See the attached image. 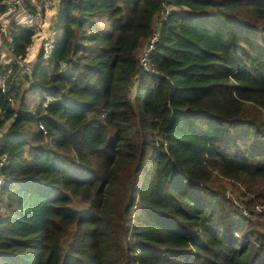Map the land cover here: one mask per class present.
Here are the masks:
<instances>
[{
	"label": "trees",
	"instance_id": "16d2710c",
	"mask_svg": "<svg viewBox=\"0 0 264 264\" xmlns=\"http://www.w3.org/2000/svg\"><path fill=\"white\" fill-rule=\"evenodd\" d=\"M53 30L0 88V264H264V0H61Z\"/></svg>",
	"mask_w": 264,
	"mask_h": 264
},
{
	"label": "built area",
	"instance_id": "2783aa9c",
	"mask_svg": "<svg viewBox=\"0 0 264 264\" xmlns=\"http://www.w3.org/2000/svg\"><path fill=\"white\" fill-rule=\"evenodd\" d=\"M61 0H3L4 10L0 12V61L5 60L7 67L0 70V88L3 93L8 90V81L13 73V65L18 64L24 71L31 72L34 69L36 59H31L33 48L39 44V52L42 51L44 58H48L54 48L55 32L48 29L46 13L49 9L55 10L57 16ZM14 25L22 26L34 31V43L30 46L25 59L14 55L15 34ZM158 40V31H155L149 42L140 54V63L145 70H154L150 55ZM5 44L7 53L2 50ZM38 52V53H39ZM11 101L12 97L9 98ZM52 100L48 98L46 105ZM40 128L46 131L43 125ZM8 161V154H0V170ZM5 184V178L0 175V188Z\"/></svg>",
	"mask_w": 264,
	"mask_h": 264
},
{
	"label": "crops",
	"instance_id": "0c3cea01",
	"mask_svg": "<svg viewBox=\"0 0 264 264\" xmlns=\"http://www.w3.org/2000/svg\"><path fill=\"white\" fill-rule=\"evenodd\" d=\"M46 17H47V26H48V29H50L53 25H54V21L56 20V16H55V10L54 9H49L46 13ZM53 24V25H51ZM53 29H54V26H53ZM39 44H37L34 48H33V51H32V55L30 56L31 59H36L37 57V54L39 52Z\"/></svg>",
	"mask_w": 264,
	"mask_h": 264
},
{
	"label": "rangeland",
	"instance_id": "374dc122",
	"mask_svg": "<svg viewBox=\"0 0 264 264\" xmlns=\"http://www.w3.org/2000/svg\"><path fill=\"white\" fill-rule=\"evenodd\" d=\"M157 21H158V18H157ZM157 21H156V25H157ZM48 23V22H47ZM51 25H53V24H51ZM54 26V25H53ZM53 26L51 27V28H53ZM2 50L5 52V53H7L8 51H7V48H6V46H5V44L3 43L2 45ZM0 209H1V202H0ZM246 213V212H245ZM248 213V212H247ZM246 213V214H247Z\"/></svg>",
	"mask_w": 264,
	"mask_h": 264
},
{
	"label": "water",
	"instance_id": "95a60500",
	"mask_svg": "<svg viewBox=\"0 0 264 264\" xmlns=\"http://www.w3.org/2000/svg\"><path fill=\"white\" fill-rule=\"evenodd\" d=\"M63 66H65V63H63Z\"/></svg>",
	"mask_w": 264,
	"mask_h": 264
}]
</instances>
